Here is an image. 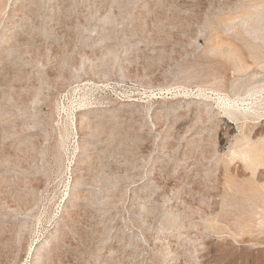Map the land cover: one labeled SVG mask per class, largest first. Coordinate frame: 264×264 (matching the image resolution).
I'll list each match as a JSON object with an SVG mask.
<instances>
[{
    "label": "rangeland",
    "instance_id": "374dc122",
    "mask_svg": "<svg viewBox=\"0 0 264 264\" xmlns=\"http://www.w3.org/2000/svg\"><path fill=\"white\" fill-rule=\"evenodd\" d=\"M263 156L264 0H0V264H264Z\"/></svg>",
    "mask_w": 264,
    "mask_h": 264
},
{
    "label": "bare ground",
    "instance_id": "6f19581e",
    "mask_svg": "<svg viewBox=\"0 0 264 264\" xmlns=\"http://www.w3.org/2000/svg\"><path fill=\"white\" fill-rule=\"evenodd\" d=\"M224 111H226L227 113L232 114V115L236 114L235 110H232L231 108H224Z\"/></svg>",
    "mask_w": 264,
    "mask_h": 264
}]
</instances>
